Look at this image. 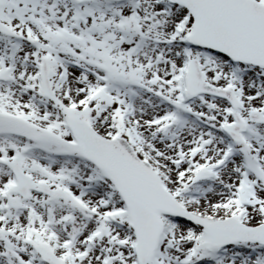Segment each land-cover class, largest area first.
I'll return each instance as SVG.
<instances>
[{"label": "snow or ice", "instance_id": "snow-or-ice-1", "mask_svg": "<svg viewBox=\"0 0 264 264\" xmlns=\"http://www.w3.org/2000/svg\"><path fill=\"white\" fill-rule=\"evenodd\" d=\"M0 264H264V0H0Z\"/></svg>", "mask_w": 264, "mask_h": 264}]
</instances>
